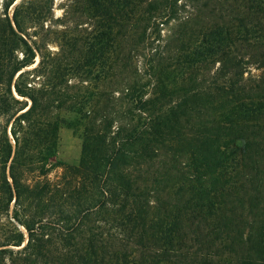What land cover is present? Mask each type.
<instances>
[{
  "label": "trees",
  "instance_id": "16d2710c",
  "mask_svg": "<svg viewBox=\"0 0 264 264\" xmlns=\"http://www.w3.org/2000/svg\"><path fill=\"white\" fill-rule=\"evenodd\" d=\"M245 1L253 21L243 30L248 36H231L233 28L217 26L201 36L194 57H183V65L228 60L237 42L257 43L264 0ZM91 4L104 5L99 15L103 20L125 16L126 0H115L117 13L111 1ZM14 25L22 33L15 16ZM105 36H98L102 49ZM17 41L25 46L22 62L7 57ZM29 57L31 48L5 16L0 21V118L5 120L0 124V264H178L190 254L211 259V220L235 188L230 176H239L247 160L240 144L247 127L256 128L260 120L259 100L228 82L223 89L229 91L212 108L215 126L190 138L173 135L178 114H185L182 104L154 110L152 101L130 102L138 111L135 119L120 118L116 130V118L87 125L79 162L63 165L51 180L59 128L51 110L61 104L53 106L41 90L20 82L22 74L12 86ZM15 95L29 99L30 105ZM166 141L176 142L177 148L168 153L184 159L183 173L175 178L173 199L152 205L147 186L139 184L134 172L163 151Z\"/></svg>",
  "mask_w": 264,
  "mask_h": 264
},
{
  "label": "rangeland",
  "instance_id": "374dc122",
  "mask_svg": "<svg viewBox=\"0 0 264 264\" xmlns=\"http://www.w3.org/2000/svg\"><path fill=\"white\" fill-rule=\"evenodd\" d=\"M108 1L117 13L115 0ZM7 3L0 0V21L7 16L33 52L12 86L22 74L20 82L41 90L53 106L61 104L51 110L59 120L51 180L61 174L63 165L79 162L87 125L116 118L118 123L112 126L116 130L120 118L135 119L138 111L130 102L152 101L154 110L182 104L180 111L185 114H178L173 135L190 138L215 126L212 108L229 91L223 89L228 82L259 100L260 120L256 128L247 127L245 143L240 144L247 160L239 176H230L235 188L211 220V259L202 261L190 254L178 264H264V20L258 22L257 43L237 42L228 60L212 58L199 66L190 61L201 36L217 26L233 28L231 36H248L243 30L253 21L246 13V1L126 0L125 16L116 20L114 16L101 19L104 5L93 7L91 0H14L6 9ZM14 16L22 33L14 25ZM100 33L106 34L104 49L98 43ZM24 50L17 41L7 57L22 62ZM185 56H190L192 65L182 64ZM16 97L30 105L29 99ZM75 102L84 103L80 105L84 108ZM4 121L0 118V124ZM176 148V142L166 141L163 151L135 169L152 205L155 200L162 204L173 199L175 178L184 167V159L168 153Z\"/></svg>",
  "mask_w": 264,
  "mask_h": 264
}]
</instances>
